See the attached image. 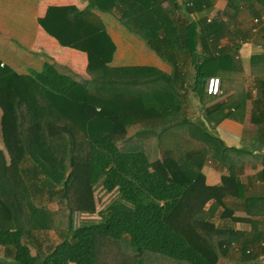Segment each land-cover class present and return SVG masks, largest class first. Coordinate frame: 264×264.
I'll list each match as a JSON object with an SVG mask.
<instances>
[{
	"label": "trees",
	"instance_id": "1",
	"mask_svg": "<svg viewBox=\"0 0 264 264\" xmlns=\"http://www.w3.org/2000/svg\"><path fill=\"white\" fill-rule=\"evenodd\" d=\"M255 1L264 8V0ZM91 2L101 12L115 9L171 73L108 66L113 45L93 11L47 8L39 24L60 45L85 52L89 79L59 73L49 62L29 74L0 66V134L8 157L0 149V264H94L97 258L102 264H218L233 246L241 259L234 263L264 264V194L241 196L238 159H230L212 131L235 118L238 104L217 99L220 80L219 94L205 91L206 79L222 78L243 40L217 47L234 16L225 10L189 19L209 0ZM226 3L258 16L251 0ZM181 55L192 69L187 90L201 109L198 124L180 102L186 93ZM257 87L261 96L252 100L250 121L264 133V82ZM207 159L227 167L219 185L204 181ZM100 175L104 189L116 186L131 206L114 201L99 211V221L72 227L71 211L93 209L90 184ZM260 176L263 181L264 170ZM227 194L243 200V217L231 215L222 201ZM219 207V217L242 220L247 228L215 225L210 217ZM36 231L60 238L34 249Z\"/></svg>",
	"mask_w": 264,
	"mask_h": 264
},
{
	"label": "crops",
	"instance_id": "2",
	"mask_svg": "<svg viewBox=\"0 0 264 264\" xmlns=\"http://www.w3.org/2000/svg\"><path fill=\"white\" fill-rule=\"evenodd\" d=\"M176 1L179 2V0ZM209 1V7L204 8L201 12L190 14L189 19L196 20L202 16L210 19L228 10L229 15L234 16V19L228 26V34L219 39L217 47L228 49L233 41L239 37L243 39L239 41V46L233 50L230 66L220 72L222 78L219 80L222 91L217 98L228 102L232 107L238 104L234 110L235 118L222 119L213 126L212 131L223 146L230 150V159H238L239 163L235 166V174L241 184V196L262 195L264 194V180H261L262 176L260 175L264 170V153L262 154L264 152V133L259 132L261 125L257 127V124L250 121V113L255 109L252 103L253 98L261 96L257 82H264V18L254 23L252 21L254 17L250 16L245 6H239L233 11L232 8H226L227 0ZM251 1L253 2L252 7L260 16L264 12V8L260 7L255 0ZM51 6H74L77 9H89L100 18L104 31L113 45L111 57L107 62L108 66L138 69L147 67L170 75L171 67L159 59L142 40L119 22L115 9L109 12L98 11L94 8L91 0H0V66L8 67L17 74H29L40 71L43 64L49 62L54 63L59 73L72 74L79 81L89 79L86 72L85 52L60 45L39 24V19ZM175 15L184 17L181 12H176ZM177 62L181 69L180 74L184 76L181 86L186 90V93L180 97L181 105H186L184 107H186L187 110H185L191 117V121L198 124L201 118V109L191 92L187 90V80L192 75L189 59L187 56L181 55ZM219 77L221 76L218 75ZM256 109L259 108L256 107ZM262 127H264L263 124ZM177 131L179 132L177 137H179L183 130L178 129ZM0 149H3L1 134ZM208 161H210L209 165L203 166V172L204 170L207 172H204V181L209 186L219 185L221 175L227 173V167L210 159ZM102 182L103 175H100L90 184L93 209L74 210L72 227L89 221H98L100 219L99 211L114 201L131 206L130 202L119 197L116 186L107 191ZM222 201L226 205L228 204L229 208L233 205L234 216L243 217L245 215L242 199H236L227 194ZM55 207V204L51 205V208ZM244 224L247 225L245 222ZM246 228L243 227V229ZM59 238L60 233L56 231H36L33 232L31 246L34 249L46 250ZM47 239L49 242L45 243ZM45 244L50 245L44 247ZM33 248L32 250H34Z\"/></svg>",
	"mask_w": 264,
	"mask_h": 264
},
{
	"label": "rangeland",
	"instance_id": "3",
	"mask_svg": "<svg viewBox=\"0 0 264 264\" xmlns=\"http://www.w3.org/2000/svg\"><path fill=\"white\" fill-rule=\"evenodd\" d=\"M143 145H144V143H142ZM142 146V145H141ZM147 147V146H146ZM148 148V147H147ZM4 150V149H3ZM4 152H5V150H4ZM6 156V157H5ZM5 158L6 159H8V157H7V153L5 152ZM209 159H207L206 161H205V164L204 165H209V163H210V161H208ZM211 164H213L212 163V161H211ZM210 164V165H211ZM204 172L205 173H207L206 172V170H204ZM221 172H223V171H221ZM91 191V190H90ZM42 199V198H41ZM42 202H45L44 200H42ZM92 202H93V199H92ZM117 202V201H116ZM48 206H50V204H48ZM93 206H94V204H93ZM205 206V205H204ZM227 207H228V204L226 205ZM232 207H233V205H232ZM223 207H219V208H217V211H215L213 214H212V216L210 217V219H211V221L215 224V225H217V226H231L232 228H237V229H243V227L245 226V227H247V225H245L244 224V222L242 221V220H237V221H232L230 218H229V216H223V218H221V217H219L218 216V214H219V212H221L220 210L222 209ZM73 211H71L70 212V223L72 224V215H73ZM245 214V213H244ZM231 215H233L234 216V210L231 212ZM100 218V217H99ZM100 220V219H99ZM98 220V221H99ZM97 222V221H96ZM87 223H94L93 221H89V222H87ZM87 223H85V224H87ZM82 225H84V224H82ZM99 239V238H98ZM46 242H49L48 241V239L45 241V243ZM50 244H45L44 245V247L45 246H49ZM237 250H235V246H233V247H231V248H229L228 249V251L226 252V256L225 257H218V259H217V263L218 264H236V263H234L236 260L237 261H241V259H240V256H238V254H237V252H236ZM96 254H97V243H96ZM99 254V253H98ZM101 254H104V252H103V249H102V253ZM0 257L1 258H3L2 257V251H1V249H0ZM259 257V259H261L262 257L261 256H258ZM172 261H176V260H172ZM94 264H102V260H100V259H98L97 258V260H96V262H94ZM237 264H239V263H237Z\"/></svg>",
	"mask_w": 264,
	"mask_h": 264
},
{
	"label": "built area",
	"instance_id": "4",
	"mask_svg": "<svg viewBox=\"0 0 264 264\" xmlns=\"http://www.w3.org/2000/svg\"><path fill=\"white\" fill-rule=\"evenodd\" d=\"M264 18V12L258 16L254 17L252 21L254 23H257L259 20ZM205 91L208 94H219L220 93V88H219V79L216 76H211L206 79V84H205Z\"/></svg>",
	"mask_w": 264,
	"mask_h": 264
}]
</instances>
